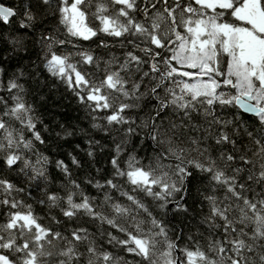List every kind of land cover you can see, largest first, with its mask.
Listing matches in <instances>:
<instances>
[{
	"label": "snow or ice",
	"instance_id": "snow-or-ice-1",
	"mask_svg": "<svg viewBox=\"0 0 264 264\" xmlns=\"http://www.w3.org/2000/svg\"><path fill=\"white\" fill-rule=\"evenodd\" d=\"M0 264H264V0H0Z\"/></svg>",
	"mask_w": 264,
	"mask_h": 264
}]
</instances>
